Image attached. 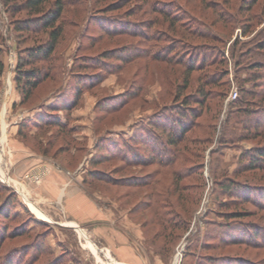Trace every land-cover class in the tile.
Masks as SVG:
<instances>
[{
    "label": "rangeland",
    "instance_id": "374dc122",
    "mask_svg": "<svg viewBox=\"0 0 264 264\" xmlns=\"http://www.w3.org/2000/svg\"><path fill=\"white\" fill-rule=\"evenodd\" d=\"M55 1L49 0L47 7ZM61 1L64 31L53 58L27 67L50 68L53 80L40 84L26 104L9 108L10 99H20L14 70L8 83L10 62L16 66L26 49L45 42L47 31L17 30L19 21L34 15L24 10V0H0V264H121L91 231L106 228L104 220L88 226L71 223L52 194H42L51 172L63 174L71 185L81 184L94 205L108 212V223L132 234L143 264H226L216 263L220 257L264 264V170L240 168L245 149L264 144V129H255L264 122V104H258L261 88L241 86L247 73L242 67L264 61L257 56L264 50L256 48L264 40V0ZM227 54L228 60H222ZM238 58L242 62L236 67ZM84 62L88 68L80 72L90 77L81 79L86 86L81 101L67 116L57 113L72 130L26 126L18 134L17 127L20 145L8 147L16 114H25L19 123L32 118L38 103L73 79L71 65L79 70ZM188 64L203 68L188 72ZM202 83L208 91L204 104H182ZM240 87L255 91V98L246 96L244 105L229 99L233 88L242 98ZM121 104L119 111L103 113ZM181 104L197 113L177 147L182 152L177 167L167 170L139 160V165L128 166L118 157L108 159L97 147L99 136L110 131L109 137L121 141L139 131L151 114H160L159 123L170 112H180ZM29 152L41 162L14 174L10 157L20 160ZM102 154L108 160L93 164V159H104ZM183 167L191 176L176 180L171 173ZM89 169L107 182L84 184ZM232 182L244 184L245 194L220 190V183L230 188ZM235 229L245 231L230 237ZM234 239L249 244L221 242Z\"/></svg>",
    "mask_w": 264,
    "mask_h": 264
},
{
    "label": "trees",
    "instance_id": "16d2710c",
    "mask_svg": "<svg viewBox=\"0 0 264 264\" xmlns=\"http://www.w3.org/2000/svg\"><path fill=\"white\" fill-rule=\"evenodd\" d=\"M49 0H24L23 8L24 10L28 11L30 14L34 15L33 18L26 19L23 21H19L17 23V30L20 31H30V32H38L40 30L47 31V39L45 42L40 43L36 47H31L26 49L25 55L20 56L17 65L14 67V80L16 82V89L19 93L20 99H19V106L24 105L27 103L28 100H30V97L32 96L33 92L36 88L39 87L40 84H43L47 80H53L51 75V69L46 68L44 72H42L41 67H35V68H27L29 66H33L39 62H48L51 61L53 58V54L56 50V47L61 40L63 36V25L60 22L62 20V15L64 12V3L61 0H56L52 5L47 7ZM246 31H244V34ZM257 50H264V40L260 41L258 43V47H256ZM260 48V49H258ZM260 52V51H258ZM258 57L264 56V52H261V54L257 55ZM125 62H128L131 59L137 58L136 55L134 57H125ZM256 58V57H254ZM228 60V54L226 57H224L222 60ZM264 59V58H263ZM225 62V61H224ZM241 59H237L236 63L234 64L236 67L237 65H241ZM88 63L84 62L81 63L80 68L74 70L73 64L71 65L70 73L72 75V80H68L65 85H59V87L52 92L44 101L38 103L35 109V114L32 116V118L26 119V121L22 120L21 123H19V130L18 134L21 133V130L26 126H31V128H34L36 130H40L47 126H54L58 127L62 130L67 129L66 123L63 121L64 117L59 116L58 112H63L65 116H67L73 109L76 108L78 103L81 101L80 96L82 94L83 86L85 82L81 79L90 77L87 73H81V70H85L88 67ZM199 66V67H198ZM202 65L193 66L192 64H188L187 70L188 72H195L202 70ZM198 67V68H197ZM244 70H247V73H245V77L241 80L242 85L245 83H250L252 86L260 87L262 94H260V99L258 101L259 105L264 104V61L261 59H256V61H253L249 64H246L244 67H242ZM3 65L0 62V75L2 74ZM259 70H261L259 72ZM227 74V73H225ZM188 78H186V84H187ZM215 82V81H214ZM213 82V84H214ZM63 83V82H62ZM75 85V89H71L72 85ZM207 85V83H202L199 85L196 94H189L185 96L181 101L182 104H185V106H188L190 104H194L196 106H201L204 104L205 100L207 99V92L204 91V86ZM188 87V85H185ZM209 86V85H208ZM240 91L243 94L242 98L237 97V102L241 105L247 104L249 100L246 98V96H252V98H255V91L252 89H244L243 87H240ZM242 99V100H240ZM181 104L180 107L181 111L177 114L175 113H169L167 114V117L163 119L161 122L158 123L157 116H159L156 113L151 114L146 120H144V124L139 125V131H134L131 133L127 138L121 139V141H115L113 137H109V132H107V136L101 135L97 139V147L102 148L104 152L108 153V159H116L117 157L120 158L125 164L128 166H134L139 165L137 160L142 161L145 165H156L159 168L162 169H172L174 167H177L179 164V159L182 158V152L180 149L178 150L177 147L181 142H184L186 140V135L188 132L192 129V123L191 120L194 119L197 113L196 109L194 107H185ZM123 104L119 106H110L108 109L103 110V113L107 114L109 112H117L121 109ZM178 106V107H179ZM183 109V110H182ZM187 109V110H184ZM102 112V111H101ZM196 112V113H195ZM262 113H264V107L262 108ZM57 114V115H56ZM171 114V115H170ZM166 116V115H165ZM190 119V120H189ZM63 122H62V121ZM264 129V122L262 125L256 124L255 129ZM72 129L68 128V131H71ZM103 142L105 143L104 145ZM108 142V143H107ZM104 148V149H103ZM185 152V151H184ZM147 155H146V154ZM107 155V154H106ZM106 155L102 154L104 156V159L96 160L93 159V164H98L102 161H106L108 159ZM132 156V159H129V156ZM243 162H240V168L241 172H247V171H255V170H264V144L259 146L250 147L248 149H245L243 153ZM190 169L188 168H181V169H175L171 173L176 176V180L187 179L191 176V173L189 172ZM100 173L96 171L95 169H89L84 178L83 183L86 185L91 184L92 182H107L106 179H103L100 177ZM139 185V183H136ZM148 183H145L144 185H147ZM244 184H241L240 182H232V185L229 187H225L224 184L220 183L221 191L226 192H240L243 191L245 194V191L243 188ZM136 186V185H135ZM246 188V187H245ZM228 191V192H229ZM239 194V193H238ZM8 200H11L10 198ZM255 202V201H254ZM240 213L234 212V215L237 216ZM181 216V215H180ZM182 225H179L181 229H184L185 221L183 217H181ZM235 224V223H232ZM237 224V223H236ZM169 226L168 228H170ZM227 229L230 230V232L233 229L231 227V224H227ZM178 228V227H175ZM235 228V227H234ZM172 229V228H170ZM187 229V228H186ZM237 230V233H232L230 237L235 238V235L237 237H241V233L243 234L245 230L242 229H235ZM249 232V230H246ZM235 234V235H234ZM249 236V233H248ZM257 232L252 233L253 239L256 238ZM172 237V236H169ZM236 237V238H237ZM234 239L221 241L224 245H237V244H249L247 242ZM71 254H73V251L70 248ZM217 262H223L226 264H247V260L243 259V257H220L214 259ZM252 264V263H251Z\"/></svg>",
    "mask_w": 264,
    "mask_h": 264
},
{
    "label": "crops",
    "instance_id": "0c3cea01",
    "mask_svg": "<svg viewBox=\"0 0 264 264\" xmlns=\"http://www.w3.org/2000/svg\"><path fill=\"white\" fill-rule=\"evenodd\" d=\"M16 103L18 104V99H10L8 101L9 108ZM4 110H6V107ZM24 116L25 114L23 113H17L15 121L10 123L11 127L9 135L11 137L8 140L9 144H7L12 150L20 145L15 137L17 135L18 120L22 119ZM75 120L78 122L77 119ZM3 131H5L4 127ZM29 153L31 156L25 158L19 155L22 157L20 160L13 155L10 157V162H15L14 167L16 170H14V174L17 173L21 175L20 173L25 171V167H29L31 164H35L36 162H41L39 155L36 156L32 155L31 152ZM51 164L57 165L58 163L52 162ZM41 189L42 194L46 193L47 196H51L52 194L53 203L55 204L58 202L59 207L62 208L64 217L71 223L88 226L89 221L91 222L92 220L97 219L104 220L103 222L107 224L106 228L103 226V228L98 231H95V229H92L91 231H93L95 235L100 238L101 243L106 249L105 251L107 254L110 255V258L121 264H143V258L140 259L141 256L137 255V251L134 248V238H132L133 235L127 231H120V229H117L118 226L116 228L113 223H108V221H110L107 216L108 212L104 213L101 209L94 205L92 199H90L85 192L82 191L83 186L81 184L72 183L71 185V182L68 181L63 174L51 172L42 184Z\"/></svg>",
    "mask_w": 264,
    "mask_h": 264
},
{
    "label": "built area",
    "instance_id": "2783aa9c",
    "mask_svg": "<svg viewBox=\"0 0 264 264\" xmlns=\"http://www.w3.org/2000/svg\"><path fill=\"white\" fill-rule=\"evenodd\" d=\"M14 64L10 62V68H11V71L10 73H8V83H11L10 79H11V76H12V70H14ZM10 87V85H9ZM237 98V91L233 88L231 91H230V94H229V99H232V100H235Z\"/></svg>",
    "mask_w": 264,
    "mask_h": 264
}]
</instances>
